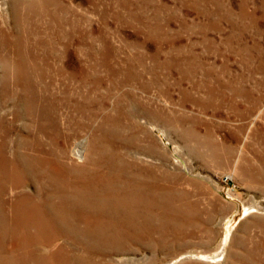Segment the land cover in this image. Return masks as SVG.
Here are the masks:
<instances>
[{"label": "rangeland", "instance_id": "rangeland-1", "mask_svg": "<svg viewBox=\"0 0 264 264\" xmlns=\"http://www.w3.org/2000/svg\"><path fill=\"white\" fill-rule=\"evenodd\" d=\"M0 53L10 149L36 132L21 101L23 63L62 117L82 106L81 131L66 117L58 124L57 149L85 171L70 181L84 193L82 179L103 176L119 187L101 195L145 202L127 206L130 227L107 243L75 244L60 230H10L12 203L41 200L28 178L7 184L0 264H264V0H0ZM79 199L41 209L69 214Z\"/></svg>", "mask_w": 264, "mask_h": 264}, {"label": "bare ground", "instance_id": "bare-ground-1", "mask_svg": "<svg viewBox=\"0 0 264 264\" xmlns=\"http://www.w3.org/2000/svg\"><path fill=\"white\" fill-rule=\"evenodd\" d=\"M16 63H18L17 60ZM15 67L17 70H20L17 73L19 77L18 76L17 77L19 82L22 83L23 86L21 101L25 103L27 114L30 115L31 117H37L36 119L37 124L35 129L36 132L30 134L29 136L31 137V140L30 139L27 140L26 143H24V145H22L20 148H19L20 145L17 144L15 147L16 150V154H15L14 149H12L14 150L12 153V150L10 149L11 147L9 140L7 139L8 136L7 133L9 131V128L5 126L4 117L0 116V182H1L0 184H2V186L0 187V197L3 194V192L6 191L5 185L9 184L13 187L14 186L18 187L20 186V184H22V182L25 179L28 178L35 184L38 192L37 196L41 201H37L34 204L31 203L30 206H21L20 201H18L17 204L12 203L10 205V208L12 209L11 217H13V221L10 230L17 232L19 231L20 233H22L32 228L35 229L37 232L45 231L48 232L49 235L52 234L53 236H54L53 232H57L58 230H60L62 234L61 238H65L64 240L70 239L71 242L75 244H81L82 241L85 242L88 241L90 243L98 242L97 245H99V242L107 243L106 240L107 233L109 235V232L113 233L121 229L123 226L130 227L129 224L132 220L130 216L132 215L131 211H133V209H131L130 211V209H127L129 208L127 206L132 205L133 208L134 203L135 204L137 202L145 203L143 202L144 200L142 197L143 195H141L142 193L141 194L139 193L140 196L134 202L131 200L129 195H128V199L127 196L121 197L120 198L121 201L119 200L117 201L116 199L113 200L112 197L109 198L105 197L104 195H101L103 189L108 190V192L111 193L110 190L112 188L118 189L119 184H117L115 180L108 179L103 176H99V177L92 176L89 180H86V178L82 179L81 180L82 184L89 186L90 188L89 191L82 193L83 190L82 188L79 187L81 183L74 184L75 180H73L72 178V182H71L70 181L71 177L68 178V176L70 175L75 176L76 179L77 176L85 172L84 167L82 166L79 167V165L70 163L65 155L64 149L62 148L57 149L58 137L60 136L58 131V124L60 123V120H63L66 117L64 120L68 123L70 122L71 125H73V127L76 128V130L81 131L83 129V122L81 121L80 118L76 117L82 106L78 104L79 102L74 105L76 116H73L74 115L73 114V115H65L64 117H62L57 111L59 110L57 109V104L51 102L49 98L47 99L48 96L46 98L43 96V94L48 93L47 86H44L43 84L40 83L42 86L41 85L38 86H40V90L43 93L39 92L38 87L35 84L37 81L35 82L34 80H32V77L31 75H29V72L24 70L25 68L24 64L23 63L16 64ZM18 116H19L18 114H15L14 117L16 120L18 119ZM55 144H56V148L53 147V145ZM73 160L74 162L76 161L77 163H81L84 160V152L82 153L79 151H74ZM134 167L137 168V170L140 172L141 175L142 174L146 175V173L148 172L147 169H143V168L139 169V167L136 165ZM130 180H131L129 181L130 183H128L127 186L125 185L127 190L126 194L131 193L134 189H136L137 186L136 180L133 179ZM91 190L97 191V193L93 196ZM128 191L129 193H127ZM89 192L93 196L92 201H88L87 199L86 195ZM69 197H74V198L80 197V199H82L81 201H79L82 204L74 208L69 214L61 213L55 210L54 211L55 215L54 214L49 215L48 213L44 212L43 209H41L44 208L43 206H45V204L47 205V207L50 208V205L51 203L54 202V200L55 201L60 199L67 200ZM3 206H4V202H0V221L4 224L5 219L3 215L5 213L3 211ZM19 206L21 207V209L19 208ZM110 211L114 212V216L117 217L123 216L122 217L123 219L118 220L116 219V217L112 215L110 216L109 215ZM119 213L122 214V216ZM3 226H5V224ZM5 227L8 228L7 225ZM76 233L82 235L88 234L89 235L88 240L74 237ZM54 237H56V235ZM25 238L28 237H24V236L21 237L20 235V237L18 236L17 242L20 241L25 242L27 240ZM29 239L32 238H28V240ZM37 239L38 238H35L34 240L38 241ZM59 254L60 251L56 255L57 258H59L58 257ZM220 255L221 253L213 257H208V256H202V257L204 259H211L216 261L217 258L220 257ZM50 263L46 261V259L43 260V258H38L36 259V263L34 264H50Z\"/></svg>", "mask_w": 264, "mask_h": 264}]
</instances>
